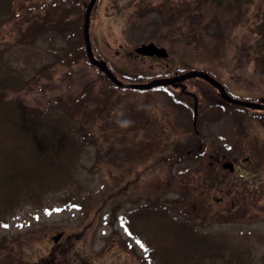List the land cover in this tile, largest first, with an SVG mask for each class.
<instances>
[{"label": "rangeland", "instance_id": "1", "mask_svg": "<svg viewBox=\"0 0 264 264\" xmlns=\"http://www.w3.org/2000/svg\"><path fill=\"white\" fill-rule=\"evenodd\" d=\"M39 1L16 0L20 14L1 13L0 63L15 75L1 70L0 76L17 82L8 96L22 106L47 108L66 123L65 135L85 145L81 156L65 147L60 151L58 158L74 165L69 177L74 182L65 189L29 200L22 196L24 203L15 207L2 204L0 264H179L181 254L145 260L148 249L128 237L135 211L157 206L175 219L188 217L199 232L243 240L255 254L248 259L263 260L264 118H258L263 128L258 127L253 110L235 114L236 107L220 106L214 89L205 92L207 106L198 99L200 117L206 114L210 126L219 116L223 134H208V144L201 146L194 138L200 132L188 126L198 97L193 93L206 87L205 81H186L188 94L178 88L184 100L188 97L186 107L182 99L169 107L170 98L161 91L117 87L89 64L82 49L89 0H46L43 17L35 15ZM260 30L264 0H97L89 24L94 54L124 83H131L125 76L139 83L154 74L202 69L232 95L256 101L264 98ZM69 40L75 53L64 56L61 47ZM149 41L165 47L168 57L136 55L134 47ZM184 146L187 156L178 153ZM216 150L223 160L239 158V169L223 174L222 160L211 157ZM6 151L3 146L0 154ZM60 232L54 241L51 235Z\"/></svg>", "mask_w": 264, "mask_h": 264}, {"label": "trees", "instance_id": "2", "mask_svg": "<svg viewBox=\"0 0 264 264\" xmlns=\"http://www.w3.org/2000/svg\"><path fill=\"white\" fill-rule=\"evenodd\" d=\"M231 2L233 3L234 0ZM45 3L46 0H40L39 3L34 4V7L39 9L36 10L35 15L43 17L41 10L45 9ZM17 10L16 0H0V16L1 13L9 15L19 13ZM51 24L50 21L46 23L48 27ZM47 26L37 27L44 29ZM20 30L22 36L24 30L22 27ZM260 33L261 40L257 46L259 48L261 45L264 48V30ZM71 47L65 48L64 55H67V52L75 53ZM260 56L264 66V53ZM1 70L4 71L3 75L8 77L13 74L9 65L0 63ZM3 75L0 76V84L4 86L0 87V149L4 146L7 151L0 154L1 212L2 204L10 203L15 207L24 203L21 202L22 196L29 197L28 200L35 199L38 193L44 195L55 193L56 191L52 189L57 188V191H60L65 189L67 184L73 183L74 181L69 177L71 172H74V165L67 166L65 158L61 157L64 160L62 162L58 156L62 154L60 151L63 147L67 150H77L78 155L81 156L85 145L83 143L85 140L83 142L78 138L71 140L69 134L65 135L66 123L60 121V118L51 116L47 108L40 110L35 106H22L16 96H8L11 87L17 82L13 78H4ZM79 159L75 155L72 157L74 162H78ZM68 201L70 200L65 202ZM135 212L136 216L130 219V229L133 236L143 242L142 245L148 249L145 256L147 261L156 256L161 259L160 257L181 254L179 264H264V259L257 262L248 259L252 251L243 241L235 242L227 235L206 236L205 233L195 230L186 216L175 219L165 208L161 209L158 206L155 209Z\"/></svg>", "mask_w": 264, "mask_h": 264}, {"label": "water", "instance_id": "3", "mask_svg": "<svg viewBox=\"0 0 264 264\" xmlns=\"http://www.w3.org/2000/svg\"><path fill=\"white\" fill-rule=\"evenodd\" d=\"M94 0H90L86 10H85V22H84V37H85V45H86V54L87 57L89 59V61L97 66L101 71L105 72L108 77L117 85L119 86H128V87H150L152 85H155L157 83H169L172 82L174 80H179V79H183L186 77H190V76H201L203 78H205L206 80H208L209 82H211L212 84L216 85L220 91L224 93L223 90V86L220 83H217L213 80V78H211L209 75H207L205 72L202 71H189V72H185L179 76H175L173 78L170 79H161V80H156V81H151L148 83H139V84H130V83H124L121 80H119L112 72L111 70L108 68V66L106 65L105 61L103 60H98L97 58L94 57L92 50H91V46H90V42L88 39V33H87V29H88V20H89V11L90 8L93 4ZM136 51L143 53V54H153L156 53L157 55H165V51L163 48H158L154 45V43L150 42V43H143L140 46H138L136 48Z\"/></svg>", "mask_w": 264, "mask_h": 264}, {"label": "flooded vegetation", "instance_id": "4", "mask_svg": "<svg viewBox=\"0 0 264 264\" xmlns=\"http://www.w3.org/2000/svg\"><path fill=\"white\" fill-rule=\"evenodd\" d=\"M229 160H231L235 165L237 164V162H239V158H234V157H232V158L229 159ZM216 162H218V161H216Z\"/></svg>", "mask_w": 264, "mask_h": 264}]
</instances>
